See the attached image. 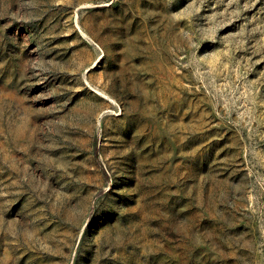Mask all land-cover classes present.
Listing matches in <instances>:
<instances>
[{
  "label": "rangeland",
  "instance_id": "obj_1",
  "mask_svg": "<svg viewBox=\"0 0 264 264\" xmlns=\"http://www.w3.org/2000/svg\"><path fill=\"white\" fill-rule=\"evenodd\" d=\"M0 264H264V0H0Z\"/></svg>",
  "mask_w": 264,
  "mask_h": 264
}]
</instances>
